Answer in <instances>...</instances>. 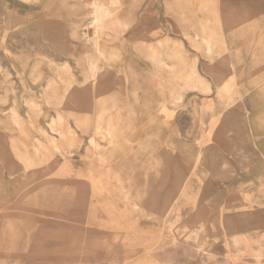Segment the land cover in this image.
<instances>
[{"label": "rangeland", "instance_id": "rangeland-1", "mask_svg": "<svg viewBox=\"0 0 264 264\" xmlns=\"http://www.w3.org/2000/svg\"><path fill=\"white\" fill-rule=\"evenodd\" d=\"M102 1L0 0V264H264V0Z\"/></svg>", "mask_w": 264, "mask_h": 264}, {"label": "bare ground", "instance_id": "bare-ground-1", "mask_svg": "<svg viewBox=\"0 0 264 264\" xmlns=\"http://www.w3.org/2000/svg\"><path fill=\"white\" fill-rule=\"evenodd\" d=\"M110 1H113V0H110ZM89 2L91 3V5H92V10H91V14H92V22H91V24H90V26L91 25H95V28L93 29L94 31H93V33L91 34V35H87L86 36V38L88 39V40H91V42H92V44H93V46H94V48H95V52H98L99 54H102L103 56H104V59H105V61H107L106 59H107V57H106V46H105V43L103 42L104 40V32L101 30V26H98V24H100V23H98L99 21L100 22H102V20H100L103 16H105V15H107V13H108V8H107V4L106 3H104L105 1H102V0H89ZM105 18V17H104ZM103 19V18H102ZM106 19H108V18H106ZM106 25V24H105ZM107 29V28H106ZM96 55H97V53H96ZM223 60H225V59H223ZM108 62V61H107ZM104 73H105V76H107L108 75V73H109V70L108 69H106V71H104ZM101 74H103V72L101 73ZM95 75H98V74H94L93 76H95ZM195 75V74H194ZM146 78V77H145ZM193 79V78H192ZM144 80V79H143ZM151 82V81H150ZM91 83V82H90ZM219 83V82H218ZM217 83V85L216 86H218L219 84ZM92 84V83H91ZM222 84V83H221ZM224 84H226L227 85V83H224ZM223 84V85H224ZM151 85V84H150ZM231 85V84H230ZM232 90V89H231ZM206 93H208V92H206ZM221 95V94H220ZM176 100V98H173L172 100H171V102L170 103H173V101H175ZM119 101V100H118ZM151 103V102H150ZM153 104V103H152ZM151 104V105H152ZM116 107V106H115ZM149 108H150V106H149ZM142 110V109H141ZM151 111H152V109H150ZM149 111V110H148ZM216 116V115H215ZM220 117V116H219ZM193 119V118H192ZM218 119L220 120V118H211L210 120H209V125H210V130H209V134H210V132L211 133H213L212 131H213V129H214V126H216L215 125V123L218 121ZM162 121V120H161ZM162 123V122H161ZM108 124V123H107ZM113 124V123H112ZM149 125V124H148ZM166 125V124H165ZM204 125V124H203ZM209 125H208V127H209ZM220 125V124H219ZM58 126V125H57ZM98 126V125H97ZM100 127V126H99ZM107 127V126H106ZM162 127V126H161ZM167 127V126H166ZM219 127V126H218ZM108 128V127H107ZM147 128V127H146ZM203 128V127H202ZM109 129H110V127H109ZM139 129V128H138ZM107 130V129H106ZM137 130V129H136ZM145 131V130H144ZM203 131V130H202ZM208 131V130H207ZM206 131V132H207ZM200 132V131H199ZM143 133V132H142ZM68 134V133H67ZM146 134V133H145ZM203 134H205L204 132H203ZM202 134V135H203ZM65 135V134H64ZM168 135V134H167ZM133 136H134V134H133ZM170 136V135H169ZM201 136V135H200ZM208 136V135H207ZM207 136H206V138H207ZM171 137V136H170ZM203 137V136H202ZM205 137V136H204ZM148 138V137H147ZM167 138V137H166ZM210 138H211V134H210ZM145 139V138H144ZM157 139V138H156ZM169 138H167V140H168ZM202 139V138H201ZM131 140V139H130ZM148 140V139H147ZM207 141V140H206ZM146 142H149V141H146ZM145 141L143 142V143H146ZM168 142H169V140H168ZM168 142H167V144H168ZM52 143V142H51ZM123 143V142H122ZM121 143V144H122ZM165 143V142H164ZM53 144V143H52ZM95 144V143H94ZM119 144V143H118ZM150 144V143H149ZM143 145V144H142ZM156 145V144H155ZM163 145V144H162ZM108 147V146H107ZM115 147H116V145H115ZM141 147V146H140ZM148 147V146H147ZM119 148V147H118ZM117 148V149H118ZM158 148H160V147H158ZM162 148V147H161ZM119 149H121V147L119 148ZM111 150V149H110ZM140 150V149H139ZM150 150H151V148H150ZM120 151H122V150H120ZM119 151V152H120ZM110 152H112V151H110ZM117 151H115V153H116ZM149 153V152H148ZM107 154V153H106ZM112 155H113V153H112ZM118 155H119V153H118ZM114 156V155H113ZM139 156V155H138ZM119 157V156H118ZM123 157V156H122ZM110 158V157H109ZM114 158V157H113ZM159 158V157H158ZM232 159V158H231ZM163 160V159H162ZM230 160V159H229ZM231 161V160H230ZM233 161V160H232ZM232 161H231V163H232ZM109 164V163H108ZM208 164V163H207ZM110 165V164H109ZM112 165H114V164H112ZM232 165V164H231ZM160 166V165H159ZM210 167V166H209ZM215 167V166H214ZM235 167V166H234ZM237 167V166H236ZM236 167H235V169H236ZM120 168V167H119ZM233 168V167H232ZM118 169V168H117ZM212 170H213V168H211ZM217 169V168H216ZM238 169V168H237ZM193 171V170H192ZM214 171V170H213ZM237 171V170H236ZM235 172V171H234ZM162 174V173H161ZM171 174H172V172H171ZM216 174V173H215ZM216 176V175H215ZM196 179V178H195ZM211 179V178H210ZM211 181V180H210ZM195 182V181H194ZM212 182H214V181H212ZM220 183V182H219ZM199 184V183H198ZM213 184V183H212ZM148 185V184H147ZM214 185H215V182H214ZM198 186V185H197ZM196 186V187H197ZM162 188V187H161ZM160 188V189H161ZM208 188V187H207ZM165 189V188H164ZM163 189V190H164ZM213 189V188H212ZM217 189V188H216ZM218 190V189H217ZM202 193V192H201ZM127 195V194H126ZM250 196V195H249ZM228 198H229V196H228ZM227 198V199H228ZM231 198H233L232 196L230 197V199ZM226 200V199H225ZM231 201H232V199H231ZM223 202H225V201H223ZM135 203V202H134ZM230 203V202H229ZM223 204V203H222ZM221 204V205H222ZM225 204V203H224ZM221 205H220V207H221ZM223 206H225V205H223ZM229 207V206H228ZM221 210H222V208H221ZM215 212V211H214ZM221 213H222V211H221ZM222 215V214H221ZM195 216V215H194ZM211 216V215H210ZM250 220V219H249ZM206 221H207V219H206ZM203 222V221H202ZM247 222V221H246ZM261 228V227H260ZM189 229H190V227H189ZM251 232V231H250ZM254 232V231H253ZM252 233V232H251ZM257 233V232H256ZM258 233H260V232H258ZM243 235V234H242Z\"/></svg>", "mask_w": 264, "mask_h": 264}]
</instances>
